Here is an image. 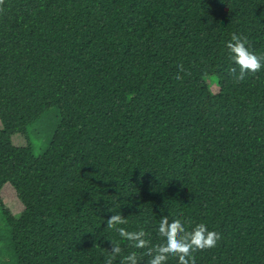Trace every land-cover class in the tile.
Instances as JSON below:
<instances>
[{
  "label": "trees",
  "instance_id": "trees-1",
  "mask_svg": "<svg viewBox=\"0 0 264 264\" xmlns=\"http://www.w3.org/2000/svg\"><path fill=\"white\" fill-rule=\"evenodd\" d=\"M233 34L264 56V0H0V264H148L165 218L220 234L195 264H264V68L237 79Z\"/></svg>",
  "mask_w": 264,
  "mask_h": 264
},
{
  "label": "clouds",
  "instance_id": "clouds-1",
  "mask_svg": "<svg viewBox=\"0 0 264 264\" xmlns=\"http://www.w3.org/2000/svg\"><path fill=\"white\" fill-rule=\"evenodd\" d=\"M227 48L232 62L239 67L238 80H243L249 71L256 72L264 68V56H259L251 50L246 38L233 34L231 41L227 43ZM233 71L235 72V68ZM124 223L126 221L121 216L115 215L108 220V227ZM116 230L122 238L133 241V246L136 248H144L147 244V241L143 239L145 236L143 231L129 232L124 228ZM157 231L164 242L154 248V254L151 255L148 264H166L168 256L173 254L178 256L179 264H195L192 253L196 250L215 247L221 238L218 232L209 230L205 224H199L191 232L185 233V227L179 219L161 220ZM120 251V247L114 245L112 253L119 254ZM124 262L138 264L136 254L126 256ZM106 264H112L111 257L107 258Z\"/></svg>",
  "mask_w": 264,
  "mask_h": 264
},
{
  "label": "rangeland",
  "instance_id": "rangeland-1",
  "mask_svg": "<svg viewBox=\"0 0 264 264\" xmlns=\"http://www.w3.org/2000/svg\"><path fill=\"white\" fill-rule=\"evenodd\" d=\"M212 81H216V76L210 77ZM212 90L218 92L219 86L214 83L212 85ZM61 120L60 112L58 108H50L48 111L37 121L33 122L28 127V139L33 146L35 155H41L49 146L51 136L54 130L57 128ZM2 123L0 120V128ZM16 136V135H15ZM14 142L18 145H25L27 143V138L24 135H19L14 138ZM1 198L5 205L12 211L14 215H20L24 209L22 201L17 196V193L10 183H7L2 191ZM11 254L6 257L10 261ZM9 264H13L12 262Z\"/></svg>",
  "mask_w": 264,
  "mask_h": 264
}]
</instances>
